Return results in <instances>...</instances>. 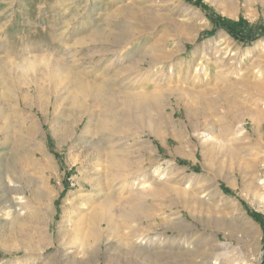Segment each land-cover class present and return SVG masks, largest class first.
Returning <instances> with one entry per match:
<instances>
[{"label": "rangeland", "instance_id": "obj_1", "mask_svg": "<svg viewBox=\"0 0 264 264\" xmlns=\"http://www.w3.org/2000/svg\"><path fill=\"white\" fill-rule=\"evenodd\" d=\"M261 32L264 0H0V264H134L133 235L181 225L220 264H264Z\"/></svg>", "mask_w": 264, "mask_h": 264}, {"label": "bare ground", "instance_id": "obj_2", "mask_svg": "<svg viewBox=\"0 0 264 264\" xmlns=\"http://www.w3.org/2000/svg\"><path fill=\"white\" fill-rule=\"evenodd\" d=\"M263 3V2H262ZM119 23V22H118ZM116 24V23H115ZM124 23H119V25L117 26L119 29H121V27L123 26ZM127 27V26H126ZM123 29V28H122ZM115 34V32L113 33ZM120 35V33L118 34V36ZM103 36V35H102ZM117 36V35H116ZM106 38V36H105ZM112 38V36H111ZM121 38V37H120ZM100 39V38H99ZM134 39V38H133ZM132 40V38H126L124 37V39H120L119 41H121L122 43H130V41ZM103 42V41H102ZM120 42H116V44H118L119 46L122 45L119 44ZM117 45V46H118ZM121 48V47H120ZM222 49V48H221ZM167 57V56H166ZM145 58V57H144ZM151 59V63L152 62V58ZM166 59V58H165ZM161 61V60H160ZM143 62V61H142ZM155 62V59H154ZM141 64V63H140ZM139 65V64H138ZM130 70V69H128ZM198 70V69H197ZM131 72V71H130ZM135 72V70H134ZM127 73V72H126ZM92 84V83H91ZM89 86V85H88ZM155 86V85H154ZM227 86V85H226ZM156 87V86H155ZM78 89V88H77ZM79 90L81 91V94H83L84 97L88 96L89 90L88 87H86V85H79ZM111 90V89H110ZM93 91V90H92ZM154 92V91H151ZM151 92H150V96H151ZM178 92V91H177ZM123 93V92H122ZM159 93V92H158ZM127 94V93H126ZM155 94V93H154ZM146 95H148L147 97H149V94L146 93ZM153 95V94H152ZM160 95V94H159ZM126 96V95H125ZM129 96V95H127ZM126 96V97H127ZM131 96V95H130ZM143 96V94H142ZM89 97V96H88ZM87 97V98H88ZM121 97V96H119ZM124 97V96H122ZM133 97V96H131ZM135 97V96H134ZM145 97V96H144ZM154 97V95L152 96V98ZM150 98V97H149ZM133 98L130 99V101H132ZM124 100V99H123ZM119 101V100H118ZM127 101V99L125 100ZM135 101V100H134ZM154 101H156L157 103L160 101L157 98V94L156 97L154 98ZM133 102V101H132ZM140 102V101H137ZM144 102V101H143ZM156 102L154 103L155 106H157ZM121 103V102H120ZM125 102H123L124 105ZM127 103V102H126ZM20 104V103H19ZM119 104V103H118ZM134 104V103H132ZM17 106V103L15 104ZM131 105V104H130ZM138 105V104H135ZM125 106V105H124ZM129 107V106H128ZM135 108V107H134ZM132 109V107H131ZM84 110H86V108H84L83 106L79 107V112H83ZM107 110V109H106ZM119 110V109H118ZM141 110V109H139ZM78 111V110H76ZM131 112V110H130ZM134 112V111H133ZM85 113V112H84ZM135 114V113H134ZM129 116V115H128ZM138 120V119H137ZM88 121V120H87ZM33 122V121H32ZM88 123V122H87ZM91 123V122H90ZM108 124V123H107ZM31 126V125H30ZM34 126V125H32ZM101 128V127H100ZM117 128V127H116ZM27 129V128H26ZM34 129V127H33ZM121 129V128H120ZM31 131V130H30ZM27 131L29 132L28 134H32V131ZM35 131V130H34ZM33 131V132H34ZM97 131V130H96ZM120 131V130H119ZM104 133V132H103ZM106 133H108L109 135L112 134V131H107ZM35 134V133H33ZM32 134V135H33ZM96 134V133H95ZM27 136V135H26ZM112 137V136H111ZM31 138V137H30ZM34 138V137H33ZM32 140V139H30ZM34 141V140H33ZM39 141V140H38ZM37 145L35 150L38 151L41 155V158L37 159L36 158V152L34 151V158L32 159L33 164H37L39 166H41V168H45L47 166V160L45 159V156L42 152V149L40 147V144L36 141ZM35 145V144H33ZM110 148V147H109ZM116 148V147H115ZM114 149V148H113ZM113 151V150H111ZM111 153V152H110ZM108 157H111L110 161L112 162L111 164H115L117 163L116 166H118L119 168L124 167V164L122 163V161L120 162L119 160H117V158H113V154L110 156L109 153ZM31 156V155H30ZM115 157V156H114ZM121 160V159H120ZM43 166V167H42ZM127 167V166H126ZM53 168V167H52ZM136 172V171H135ZM144 173V172H143ZM253 179V178H252ZM158 180V179H157ZM152 186H156L154 192L158 191V186L160 185V183L158 184V181H155L152 179V182H150ZM253 184H257L259 185L263 190H264V177L262 174H257L255 176V178L252 180ZM133 185H135V181L132 182ZM151 186V187H152ZM253 186V185H252ZM150 187V186H149ZM262 190V191H263ZM150 193V192H149ZM152 195V194H151ZM263 195V194H261ZM151 197V196H150ZM155 197V196H154ZM263 197V196H262ZM264 199V197H263ZM22 198H20L16 203L18 205H21ZM109 202V200H107ZM264 201V200H263ZM145 202V201H144ZM15 203V204H16ZM108 206V205H107ZM149 207V205H148ZM20 208V207H19ZM208 211V210H207ZM125 218L129 219V220H134V221H139V220H144V219H149V212L147 210V205L143 204V205H133L131 208H129V210L126 212L125 214ZM91 226L93 227V231H92V236L95 240H99V238L103 237L101 234V229L102 228H106L108 229L107 231L110 232L113 227L112 221L109 218H105L103 216V214L101 213H94L91 215ZM179 223V222H178ZM233 224V223H230ZM176 226V225H175ZM104 228V229H105ZM105 229V230H106ZM175 230H177L180 233V238L177 241H173L168 239L167 237L163 236L160 233H157L155 237H151L152 235H150L152 232L154 231H150L147 234L141 236V238H139L136 235H133V239H132V243L131 246L128 247V249L125 251L127 256H130L131 259H133V263L134 264H220V255L221 254H217L216 252L222 248L221 244L219 242H214L212 239H207L206 242L204 241H200V238L198 236L191 235L192 237H190L189 239L187 238H182L183 234H185L188 230H191V228L187 225H181L179 227L173 228ZM237 229V228H236ZM243 230V229H242ZM241 230V231H242ZM249 231V230H248ZM256 231V230H255ZM254 231V232H255ZM150 233V234H149ZM248 234V233H247ZM107 235V234H105ZM254 236V235H253ZM257 237V236H256ZM106 238V237H105ZM107 241H109V239L106 238ZM107 244H110V242H106ZM241 243V242H240ZM116 245L121 246L122 243L121 242H116ZM256 242H243V247H242V251H246L247 248L249 249L252 246H255ZM226 249L223 250V254H226L227 252L225 251ZM250 251V250H249ZM85 252V251H84ZM239 252L240 249H239ZM238 252V253H239ZM253 253V252H252ZM220 256V257H219ZM249 256V255H248ZM251 256V254H250ZM253 256V254H252ZM240 259V260H239ZM236 258L234 260V262L232 261V263L230 264H241V258ZM243 263V262H242ZM244 264V263H243Z\"/></svg>", "mask_w": 264, "mask_h": 264}, {"label": "trees", "instance_id": "obj_3", "mask_svg": "<svg viewBox=\"0 0 264 264\" xmlns=\"http://www.w3.org/2000/svg\"><path fill=\"white\" fill-rule=\"evenodd\" d=\"M187 1H189V0H187ZM217 19L221 21V22L219 21L218 27L224 29L231 37H233L236 40H241V42H243V43L244 42L245 43L250 42L249 39L247 40L246 38L240 37L235 31L236 28H238L239 23H241V20L238 22H231V21H227V20L221 19V18H217ZM261 35L264 37L263 32H261Z\"/></svg>", "mask_w": 264, "mask_h": 264}]
</instances>
